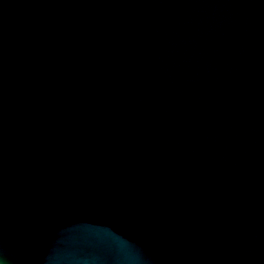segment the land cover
I'll use <instances>...</instances> for the list:
<instances>
[{
    "label": "water",
    "instance_id": "1",
    "mask_svg": "<svg viewBox=\"0 0 264 264\" xmlns=\"http://www.w3.org/2000/svg\"><path fill=\"white\" fill-rule=\"evenodd\" d=\"M0 264H264V0H0Z\"/></svg>",
    "mask_w": 264,
    "mask_h": 264
}]
</instances>
